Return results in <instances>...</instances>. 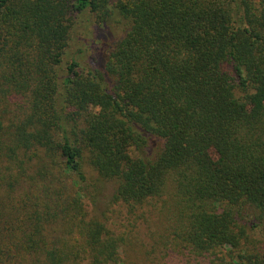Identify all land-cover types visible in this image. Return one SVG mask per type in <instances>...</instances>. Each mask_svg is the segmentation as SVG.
Returning a JSON list of instances; mask_svg holds the SVG:
<instances>
[{
    "label": "trees",
    "instance_id": "1",
    "mask_svg": "<svg viewBox=\"0 0 264 264\" xmlns=\"http://www.w3.org/2000/svg\"><path fill=\"white\" fill-rule=\"evenodd\" d=\"M83 17L94 66L64 60ZM148 207L136 261L264 264V0H0V264H132Z\"/></svg>",
    "mask_w": 264,
    "mask_h": 264
},
{
    "label": "rangeland",
    "instance_id": "2",
    "mask_svg": "<svg viewBox=\"0 0 264 264\" xmlns=\"http://www.w3.org/2000/svg\"><path fill=\"white\" fill-rule=\"evenodd\" d=\"M87 20L88 19L86 17H83L76 23L72 39L68 47V51L64 58L65 62L69 59H74L82 65L86 64L88 66H94L93 51L96 50L99 45H96L94 48H92L88 43L89 41L94 39L93 35H96L98 33V30L100 29H98L97 27L94 28V26L91 25L92 20H90L89 23H87ZM127 29V21L122 19V17L113 14L106 23V41H104V44L101 45L102 47L100 53H105L108 48L111 47V45L121 40L125 36ZM85 171L89 179H94V173L88 167H85ZM95 188V202H92V204H87L88 212L97 215L99 219H102L104 221L105 219H111V211H113L111 209V198L114 193V184L103 182L97 183L95 184ZM121 210L124 211L122 208H120L119 211ZM144 213L146 214V219L144 222L142 221L141 225L139 226L140 233L132 235V237L128 241V251H130L128 256L129 261L132 264H143L140 259H137L136 261L135 257L137 251L141 248L150 249L151 245L153 244L152 237L162 234V226L159 223H156V215L158 213L157 210L153 209L152 207H148L147 209H144ZM109 224L111 225V220H109ZM116 225L119 226L120 224L116 223ZM122 226L124 225L122 224ZM122 226L120 225L121 229ZM125 231H127V229H125ZM143 232L145 233L144 235ZM252 236L254 239H258L261 242V244H258V247L260 251L264 253V228L262 229V231L259 230V232H257L256 234H252ZM160 258L161 255L159 253L158 255L153 254V252L150 253L149 264H164L163 258ZM213 264L234 263L229 260H224V262L214 260Z\"/></svg>",
    "mask_w": 264,
    "mask_h": 264
}]
</instances>
